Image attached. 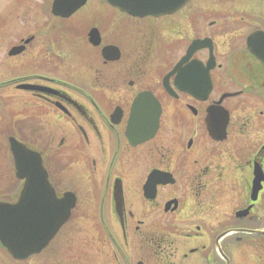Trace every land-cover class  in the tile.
Here are the masks:
<instances>
[{
    "label": "flooded vegetation",
    "instance_id": "af4514ba",
    "mask_svg": "<svg viewBox=\"0 0 264 264\" xmlns=\"http://www.w3.org/2000/svg\"><path fill=\"white\" fill-rule=\"evenodd\" d=\"M197 1L147 22L107 20L109 9L118 14L104 0H88L67 19L23 20L20 30L11 20L9 35L20 38L6 56L22 64L0 81L8 174L21 191L9 149L15 139L40 156L55 199L73 201L36 264L257 260L264 63L255 47L264 41V0ZM208 1L240 20L193 19ZM179 13L187 20H160ZM195 41L203 45L190 50ZM19 188L5 202L15 203Z\"/></svg>",
    "mask_w": 264,
    "mask_h": 264
},
{
    "label": "water",
    "instance_id": "95a60500",
    "mask_svg": "<svg viewBox=\"0 0 264 264\" xmlns=\"http://www.w3.org/2000/svg\"><path fill=\"white\" fill-rule=\"evenodd\" d=\"M86 0H55L52 14L69 17ZM107 4L132 17L171 15L189 0H105ZM200 42L192 45L198 46ZM258 58L264 63L263 45H257ZM261 54V55H260ZM156 127V126H155ZM15 176L25 180L14 204L0 203V245L15 259H24L43 249L55 235L72 207V200L58 202L49 186L41 158L15 139H9ZM260 188L254 183L252 194ZM254 197V196H253ZM254 199V198H253ZM57 210V211H56Z\"/></svg>",
    "mask_w": 264,
    "mask_h": 264
},
{
    "label": "rangeland",
    "instance_id": "374dc122",
    "mask_svg": "<svg viewBox=\"0 0 264 264\" xmlns=\"http://www.w3.org/2000/svg\"><path fill=\"white\" fill-rule=\"evenodd\" d=\"M195 2V4H194ZM197 0H190L191 5L194 6L197 4ZM24 0H0V81L4 82L7 78L18 72V67L22 64V57L8 59L7 58V50L14 45L19 44L20 37H13V35H9V29H11V20H17L18 29L20 30L23 25V20H54L53 15L50 13L49 4L47 0H31L23 7ZM215 3V4H214ZM207 2L204 4L198 3V12L199 14L193 15V19L196 20H212L208 17L210 16H219V20H240L241 15L235 11L231 15V11L229 9H225L222 11V7H216L219 1L216 2ZM193 6V7H194ZM22 9H21V8ZM21 9V10H20ZM20 10V11H19ZM118 15L116 16H107V20H126L127 16L123 13L114 10ZM17 13V14H15ZM243 13V12H242ZM243 15H245L243 13ZM204 16H207L204 17ZM180 17L181 20H187L181 17V13L176 14L172 19H160V20H178ZM6 19V20H5ZM135 20H144L143 22H147L146 20H150L149 18L144 19H135ZM214 20H217L216 17ZM28 30H31V22H27ZM198 28V27H197ZM196 28V29H197ZM201 34V31L199 30ZM173 41H175L176 35L173 33ZM226 36V35H225ZM225 36L219 37L216 41L217 44L222 45L225 43ZM227 37V36H226ZM177 38V37H176ZM228 38V37H227ZM222 48V47H221ZM36 49V48H34ZM32 50L29 53V63L32 64L35 60V50ZM260 110L264 109V104L259 105ZM254 108V106H253ZM10 170V157L8 154V145H7V137L5 135L0 134V202L6 201V195L10 192V198H13L16 193V188L18 190L19 184L15 185L12 180L14 179V175L8 174ZM7 173V174H6ZM10 176V178H9ZM20 191V188H19ZM82 223V222H81ZM251 254L257 260H254L252 264H264V247L261 249H252ZM258 257V258H257ZM37 256L29 259L27 262H16L12 260L7 252L0 247V264H36Z\"/></svg>",
    "mask_w": 264,
    "mask_h": 264
},
{
    "label": "bare ground",
    "instance_id": "6f19581e",
    "mask_svg": "<svg viewBox=\"0 0 264 264\" xmlns=\"http://www.w3.org/2000/svg\"><path fill=\"white\" fill-rule=\"evenodd\" d=\"M101 10L104 12V9H101ZM85 13H83V14H77L76 17L82 19L83 17L86 16V15H84ZM109 13H110V15H115V13L111 12L110 9H109Z\"/></svg>",
    "mask_w": 264,
    "mask_h": 264
}]
</instances>
